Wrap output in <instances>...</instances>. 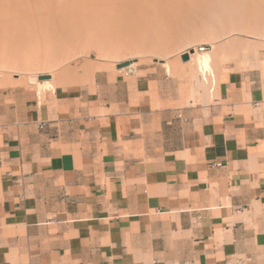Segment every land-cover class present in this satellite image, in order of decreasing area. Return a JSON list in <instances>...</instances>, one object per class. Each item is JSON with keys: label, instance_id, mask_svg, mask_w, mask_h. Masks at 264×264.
Instances as JSON below:
<instances>
[{"label": "crops", "instance_id": "0c3cea01", "mask_svg": "<svg viewBox=\"0 0 264 264\" xmlns=\"http://www.w3.org/2000/svg\"><path fill=\"white\" fill-rule=\"evenodd\" d=\"M88 85L0 94V264H264V76Z\"/></svg>", "mask_w": 264, "mask_h": 264}, {"label": "rangeland", "instance_id": "374dc122", "mask_svg": "<svg viewBox=\"0 0 264 264\" xmlns=\"http://www.w3.org/2000/svg\"><path fill=\"white\" fill-rule=\"evenodd\" d=\"M222 2L231 4L230 0ZM184 15V23L172 14L174 23L148 25L140 32L146 34L143 39L136 31H131L132 36L128 31L112 32L103 40L79 37L70 44L72 54L62 56L56 65L22 69L16 62L0 63V94L7 101L16 98L20 102L27 97L34 101L58 86L81 92L82 86L91 83L88 86L93 89L97 72L145 70L165 78L178 93L187 90L198 97L205 92L213 94L220 81L231 75L264 76V21L262 26L239 27L242 21L234 12L215 5L205 12L191 9ZM4 48L12 50L11 45ZM205 53L208 71L197 59V54ZM186 54L189 59L183 61Z\"/></svg>", "mask_w": 264, "mask_h": 264}, {"label": "bare ground", "instance_id": "6f19581e", "mask_svg": "<svg viewBox=\"0 0 264 264\" xmlns=\"http://www.w3.org/2000/svg\"><path fill=\"white\" fill-rule=\"evenodd\" d=\"M222 1L0 0V63L16 62L14 65L22 69L56 65L62 56L72 54L70 44L79 37L103 40L112 32L128 31L132 36L131 31H136L143 39L146 34L140 32L150 24L158 27L174 23L172 14L179 15L176 19L184 23L182 18L191 9L205 12L214 5L234 12L242 21L239 27L262 26L264 0ZM6 45L12 50L4 48ZM206 54H197L204 71L210 69Z\"/></svg>", "mask_w": 264, "mask_h": 264}, {"label": "water", "instance_id": "95a60500", "mask_svg": "<svg viewBox=\"0 0 264 264\" xmlns=\"http://www.w3.org/2000/svg\"><path fill=\"white\" fill-rule=\"evenodd\" d=\"M188 59H189V56L187 54L182 57L183 61H187Z\"/></svg>", "mask_w": 264, "mask_h": 264}, {"label": "built area", "instance_id": "2783aa9c", "mask_svg": "<svg viewBox=\"0 0 264 264\" xmlns=\"http://www.w3.org/2000/svg\"><path fill=\"white\" fill-rule=\"evenodd\" d=\"M218 166V165H217Z\"/></svg>", "mask_w": 264, "mask_h": 264}]
</instances>
